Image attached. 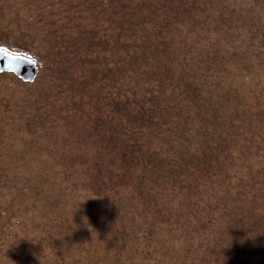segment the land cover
<instances>
[{"label":"trees","instance_id":"trees-1","mask_svg":"<svg viewBox=\"0 0 264 264\" xmlns=\"http://www.w3.org/2000/svg\"><path fill=\"white\" fill-rule=\"evenodd\" d=\"M37 1L0 48L38 64L24 128L56 193L32 235L0 223L6 263L264 264V21L233 0Z\"/></svg>","mask_w":264,"mask_h":264},{"label":"rangeland","instance_id":"rangeland-1","mask_svg":"<svg viewBox=\"0 0 264 264\" xmlns=\"http://www.w3.org/2000/svg\"><path fill=\"white\" fill-rule=\"evenodd\" d=\"M233 1L255 19L264 21V0ZM35 2L0 0V25L7 24L4 29L0 27V36L16 38L19 37L18 31L28 30L33 25L29 17L33 8L42 12L40 2ZM255 72L251 79L252 90H256L259 82L260 89L264 87V75L258 78ZM39 77L33 84L38 82ZM31 83L22 81L12 73H0V169L7 183L6 187L0 186V190H3L0 193V223L10 231H22L24 236L34 233L56 193L49 192L47 182H44V177L55 171L53 157L31 149L30 139L33 135L24 128L26 112L29 110L32 113L35 108L26 105L29 98H34L36 90ZM261 104L264 106V99ZM35 135L40 138L39 134ZM6 260L0 252V264H9Z\"/></svg>","mask_w":264,"mask_h":264},{"label":"water","instance_id":"water-1","mask_svg":"<svg viewBox=\"0 0 264 264\" xmlns=\"http://www.w3.org/2000/svg\"><path fill=\"white\" fill-rule=\"evenodd\" d=\"M13 73L24 82H33L38 75V64L31 57L0 48V73Z\"/></svg>","mask_w":264,"mask_h":264}]
</instances>
